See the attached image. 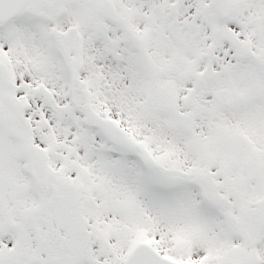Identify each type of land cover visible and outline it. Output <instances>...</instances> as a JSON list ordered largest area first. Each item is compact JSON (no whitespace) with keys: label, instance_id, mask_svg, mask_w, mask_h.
Listing matches in <instances>:
<instances>
[{"label":"snow or ice","instance_id":"6c2138e0","mask_svg":"<svg viewBox=\"0 0 264 264\" xmlns=\"http://www.w3.org/2000/svg\"><path fill=\"white\" fill-rule=\"evenodd\" d=\"M0 264H264V0H0Z\"/></svg>","mask_w":264,"mask_h":264}]
</instances>
